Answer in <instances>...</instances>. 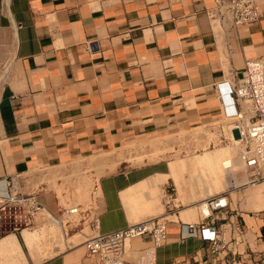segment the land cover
I'll list each match as a JSON object with an SVG mask.
<instances>
[{
    "label": "crops",
    "instance_id": "0c3cea01",
    "mask_svg": "<svg viewBox=\"0 0 264 264\" xmlns=\"http://www.w3.org/2000/svg\"><path fill=\"white\" fill-rule=\"evenodd\" d=\"M257 5L259 19L235 29L207 16L213 0H0V189L12 180L61 216L52 181L76 159L242 107L228 88L245 58L264 56V0ZM174 162L102 174L98 230L161 216L167 236L155 264H264L263 182L249 183L242 199L217 193L228 204L209 217L196 199L172 212L163 197L177 190ZM51 222L39 215L1 233L0 264H95L82 243L69 242L71 224H57L62 246L42 235ZM147 243L130 241L135 250Z\"/></svg>",
    "mask_w": 264,
    "mask_h": 264
},
{
    "label": "built area",
    "instance_id": "2783aa9c",
    "mask_svg": "<svg viewBox=\"0 0 264 264\" xmlns=\"http://www.w3.org/2000/svg\"><path fill=\"white\" fill-rule=\"evenodd\" d=\"M207 16L219 23L227 22L238 29L248 26L259 19L257 0H213V6L206 11ZM228 93L239 106L233 113L225 114L234 132L244 140L240 153L241 159L253 175L252 182L264 179L261 173L264 167V56L248 57L230 84ZM173 189L164 194V203L169 211L174 212ZM225 196L218 194L207 200L210 210L225 208L228 204L223 201ZM215 202L214 204H212ZM95 209L79 210L78 207L63 208L61 216L51 215L46 206L39 201L34 193H24L18 184L9 180L4 189H0V221L11 229L29 226L36 216L48 215L52 222L65 225L71 224L75 233L84 234L80 241L86 249L87 256L93 258L95 264H155V250L161 246L167 236V219L153 216L128 223L126 226L109 231L98 230V218ZM76 214L77 220L68 219V215ZM211 214L204 215L209 217ZM87 223L89 233H83ZM189 229H194L195 223H188ZM193 230H191L192 232ZM208 228L200 227V234L209 241H215L214 230L206 235ZM147 238V245L139 250L130 246L132 239ZM79 243V242H78Z\"/></svg>",
    "mask_w": 264,
    "mask_h": 264
},
{
    "label": "rangeland",
    "instance_id": "374dc122",
    "mask_svg": "<svg viewBox=\"0 0 264 264\" xmlns=\"http://www.w3.org/2000/svg\"><path fill=\"white\" fill-rule=\"evenodd\" d=\"M230 122L229 119L224 118L218 122L173 133L144 137L112 150L80 157L62 169L63 172L59 174L58 180L53 179V187L65 208L95 209L100 194L98 179L102 174L129 168L146 161L167 160L188 163L196 155H203L205 152H211L225 146L231 150V157L224 158L223 161L228 166L225 167L224 173L218 180L209 176V170L203 172L201 168L193 170L189 166L180 168V184L176 183L177 190H173V192L177 191V199L174 200V203L177 208H180L181 204H186L187 199H196L198 201L195 205L198 207L204 199L207 201L216 196L217 193L228 189L240 191L239 197L242 199L241 194L245 192L250 180H252L249 177L251 172L243 167L244 163L240 155L244 147V140H239V143L234 141L228 127ZM234 135L240 139L238 132H234ZM232 171H236L237 175H232ZM261 173L264 174L263 167ZM193 174L196 175L193 176ZM234 181L240 185L237 186ZM262 182L264 185V179L252 183ZM243 200H246L245 196H243ZM47 216L43 215L44 218ZM67 217L70 220L79 218L76 214H70ZM9 229L6 223L0 221V234ZM41 231L42 235L46 233L51 236L54 243L63 245L61 230L57 224L51 222L49 226H44ZM82 232L89 233L87 223L84 224ZM83 239L84 234L77 233L69 239V242L74 244Z\"/></svg>",
    "mask_w": 264,
    "mask_h": 264
},
{
    "label": "bare ground",
    "instance_id": "6f19581e",
    "mask_svg": "<svg viewBox=\"0 0 264 264\" xmlns=\"http://www.w3.org/2000/svg\"><path fill=\"white\" fill-rule=\"evenodd\" d=\"M229 127V131L231 132L232 138L234 140H239L241 141V139H239L238 137H236L234 135V131L232 130V126L228 125ZM231 154V150H228V148L224 147H220L214 151L211 152H205L203 155H196L194 156L190 162H174L171 164V172H170V176L174 179V181L176 183L179 182V178H178V173L181 167H187L189 166V168L196 170L197 168H201L202 171L204 172L205 170H209V176L214 179V180H218L221 175L224 173V169L225 167H227L228 165H225V161L224 158L230 156ZM231 157V156H230ZM227 162V161H226ZM243 167L245 168V165L243 164ZM246 169V168H245ZM227 170V169H226ZM248 170V169H247ZM264 170V167H263ZM232 175L236 176L237 173L236 171H232L231 172ZM196 174H193V176ZM253 175L252 173H250L249 177ZM198 180H200L199 178H197ZM253 180H250V183H252ZM234 183L236 185L237 181H234ZM223 201H227L226 198H224ZM215 202H213L212 204H214ZM199 208L201 211L202 216L207 215L210 212V208H209V204L207 203V201H205V199L199 204ZM29 237L36 239V237L38 236L37 233H35L34 231L31 232L29 231Z\"/></svg>",
    "mask_w": 264,
    "mask_h": 264
}]
</instances>
